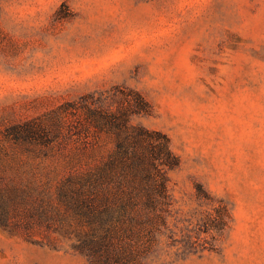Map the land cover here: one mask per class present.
<instances>
[{
    "label": "rangeland",
    "instance_id": "1",
    "mask_svg": "<svg viewBox=\"0 0 264 264\" xmlns=\"http://www.w3.org/2000/svg\"><path fill=\"white\" fill-rule=\"evenodd\" d=\"M121 90L150 106L131 123L165 134L179 159L141 264H264V0H0V183L56 202L61 180L113 151L81 116ZM31 121L61 133L5 139ZM74 243L0 227V264H93Z\"/></svg>",
    "mask_w": 264,
    "mask_h": 264
},
{
    "label": "trees",
    "instance_id": "2",
    "mask_svg": "<svg viewBox=\"0 0 264 264\" xmlns=\"http://www.w3.org/2000/svg\"><path fill=\"white\" fill-rule=\"evenodd\" d=\"M111 98L117 106H86L81 130L111 135L113 151L61 180L56 202L35 186L0 183L1 228L74 237V248L93 264H141L166 226L172 204L168 173L179 159L165 134L131 123L150 110L140 93L121 90ZM60 131L31 121L7 128L4 137L29 148L52 143Z\"/></svg>",
    "mask_w": 264,
    "mask_h": 264
}]
</instances>
